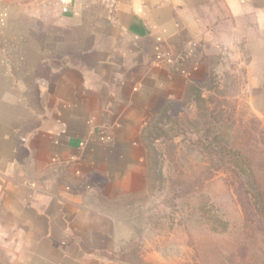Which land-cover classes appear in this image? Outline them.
<instances>
[{
	"label": "crops",
	"instance_id": "crops-1",
	"mask_svg": "<svg viewBox=\"0 0 264 264\" xmlns=\"http://www.w3.org/2000/svg\"><path fill=\"white\" fill-rule=\"evenodd\" d=\"M67 1L0 0V264H124L98 200L127 187L162 56L238 40L264 93V0Z\"/></svg>",
	"mask_w": 264,
	"mask_h": 264
},
{
	"label": "rangeland",
	"instance_id": "rangeland-1",
	"mask_svg": "<svg viewBox=\"0 0 264 264\" xmlns=\"http://www.w3.org/2000/svg\"><path fill=\"white\" fill-rule=\"evenodd\" d=\"M237 41L161 57L127 187L98 200L117 222L114 262L264 264L263 56Z\"/></svg>",
	"mask_w": 264,
	"mask_h": 264
},
{
	"label": "built area",
	"instance_id": "built-area-1",
	"mask_svg": "<svg viewBox=\"0 0 264 264\" xmlns=\"http://www.w3.org/2000/svg\"><path fill=\"white\" fill-rule=\"evenodd\" d=\"M61 6V12L63 14L68 12V1L67 0H59Z\"/></svg>",
	"mask_w": 264,
	"mask_h": 264
}]
</instances>
